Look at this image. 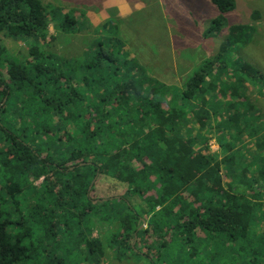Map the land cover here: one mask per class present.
<instances>
[{
  "label": "trees",
  "instance_id": "1",
  "mask_svg": "<svg viewBox=\"0 0 264 264\" xmlns=\"http://www.w3.org/2000/svg\"><path fill=\"white\" fill-rule=\"evenodd\" d=\"M211 1L218 14L205 31L206 38L223 30L228 14L236 7V0ZM49 25L48 11L41 0H0V33L40 41L46 38ZM75 25L74 15L66 13L57 27L74 33ZM102 28L114 30L109 31L112 37L94 41L79 62L35 45L30 49V60L10 62L9 84L0 74V107L4 104L0 140L7 146L6 150L0 148V171L11 174L3 188L16 207L25 187L41 191L35 206L29 207V218L45 228L37 244L44 255L43 264H64L65 259L54 249L62 229L75 228L77 245L92 258L99 256L103 244L92 236L90 228L95 215H103L110 222L115 216L120 225L112 238L116 249L141 255L132 241L146 235L147 230L140 229L142 215L128 197H142L148 186H159L157 197L149 200L153 215L148 226L155 225L157 232L173 227V231L184 235L188 245L193 244L197 229L208 237L246 241L253 208L244 193L245 188L253 187L245 173L240 185L223 187V165H237L246 171L237 163L231 146L223 147L221 158L197 151L194 141L181 136L178 120L183 113L177 101H167L168 88L130 58L113 20H107ZM252 32V26L247 24L232 26L217 54L205 60L175 95L182 101L180 107L190 103L197 106L192 114L200 129L206 128L212 116L208 93L219 90L235 96L240 91V86L222 77L236 72L243 82L263 83L260 71L243 64L240 58L231 60L240 47L250 43ZM7 53L0 40V63ZM9 109L15 110L25 127L17 130L12 123L15 119H8ZM25 114L33 119L32 123ZM242 119V113L236 111L219 129L243 132ZM68 124L74 132L68 131ZM33 132L43 136L42 145L55 150L36 148ZM62 142L70 147L69 152H61ZM262 161L252 179L257 184L264 182V158ZM101 175L126 183L127 197L94 199V181ZM42 178L39 189L34 182ZM13 225L24 229L23 236L15 241L9 232ZM32 233L23 215L13 221L0 212V264L28 263L34 250L28 251L23 243Z\"/></svg>",
  "mask_w": 264,
  "mask_h": 264
},
{
  "label": "rangeland",
  "instance_id": "2",
  "mask_svg": "<svg viewBox=\"0 0 264 264\" xmlns=\"http://www.w3.org/2000/svg\"><path fill=\"white\" fill-rule=\"evenodd\" d=\"M41 1L47 8L50 21L45 39L37 41L33 38H14L5 32L0 33V40L8 50L0 63V74L8 84L10 62L30 60L31 47L40 45L47 52L72 62H79L83 60L84 54L94 41L102 37H112L109 31L114 30L103 29L102 26L107 20H113L118 26L120 38L125 43L124 50L130 58L136 59L149 76L168 88L165 95L168 102L177 101L183 113L178 120L181 136L194 141L197 151L205 155L214 154L219 158L223 155V147L231 146L237 163L246 171L242 172L241 167L237 165H223V187L227 189L230 184L233 187L240 185V178L244 173L253 187V190L245 188L244 193L245 199L253 208L250 216L251 232L246 241L231 242L224 237H208L197 229L193 244L188 245L184 235L173 231V227H165L160 233L157 232L155 225L151 227L148 223L153 215L149 200L157 197L159 186H148L142 197H128L142 215L140 229L147 230L146 235L132 241V245L141 255L124 254L116 249L112 238L120 231V225L115 216L109 213L114 216L112 222L103 215L91 218L92 236L100 239L103 244L102 252L95 258L89 256L84 247L77 245L75 240L79 236L75 228L59 231L58 244L54 249L57 255L65 259L64 264H264V182L257 184L252 181L264 158V81L243 82L236 72L222 77L224 81L240 86V91L235 96L230 93L224 95L219 90L208 93L212 116L204 130L200 129L193 119L192 109L197 106L190 103L186 108L180 107L182 101L174 98L178 91L184 89L200 65L217 54L230 28L236 24L250 25L253 32L250 43L240 47L238 52L231 56V60L240 58L243 64L253 66L264 76V0H236V7L228 14L225 27L212 38L204 36L218 14L211 0ZM66 13H72L75 17L74 33H66L57 27ZM3 106L4 104L1 105L0 112ZM22 107V103L18 105L19 110ZM164 107L167 109V104H164ZM236 111L243 115L240 124L243 132L238 129H219L224 120ZM7 116L11 121L15 119L12 123L17 125V130L26 126L25 123L21 124L18 116L16 117L14 109L7 110ZM24 116L32 123L30 116ZM66 128L70 133L75 130L70 124ZM64 131L65 128L59 135ZM41 139H44L41 134L37 136L32 133L31 141L36 148L55 150L53 146L42 145ZM61 144V152L70 151V147L64 142ZM0 148L7 149L1 140ZM9 177L11 174L0 171V212L13 221H16L19 215L24 216L26 226L32 227L33 233L23 245L28 251L34 250L33 258L25 264H43L44 255L37 244L42 240L45 228L39 221L29 218V207L35 206L41 191L37 193L25 187L24 194L19 198L20 204L16 207L3 188ZM43 180L42 178L34 182V185L40 189ZM94 186V199L127 197L129 188L126 183L106 175L99 176L94 181ZM185 197L188 198V194H185ZM9 232L14 235L15 241L23 236L24 229L13 225ZM85 233L89 234L86 229Z\"/></svg>",
  "mask_w": 264,
  "mask_h": 264
}]
</instances>
